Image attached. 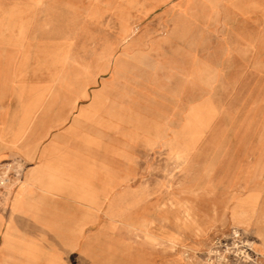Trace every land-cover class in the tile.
I'll return each mask as SVG.
<instances>
[{"label":"rangeland","instance_id":"374dc122","mask_svg":"<svg viewBox=\"0 0 264 264\" xmlns=\"http://www.w3.org/2000/svg\"><path fill=\"white\" fill-rule=\"evenodd\" d=\"M207 2L0 0V36L25 48L0 62V106L17 118L91 104L92 122L134 131L93 124L139 161L138 197L107 214L108 239L174 256L192 229L197 264H264V6ZM21 169L0 162V206Z\"/></svg>","mask_w":264,"mask_h":264},{"label":"crops","instance_id":"0c3cea01","mask_svg":"<svg viewBox=\"0 0 264 264\" xmlns=\"http://www.w3.org/2000/svg\"><path fill=\"white\" fill-rule=\"evenodd\" d=\"M200 1L264 6V0ZM164 13L166 20L170 12ZM15 37L12 43L19 41ZM11 38L8 32L0 36L2 64L12 54L25 53L19 43L11 46ZM91 108L35 110L16 118L0 106V162L22 163L0 206V264H197L204 242L192 229L169 242L180 248L174 256L133 240L108 239L107 214L121 213L117 209L128 208L129 200L138 197L139 161L122 158L116 145L108 150L105 133L93 124L120 131L132 141L138 137L120 128L123 120L114 126L101 118L92 122ZM126 124L135 129L138 119Z\"/></svg>","mask_w":264,"mask_h":264},{"label":"built area","instance_id":"2783aa9c","mask_svg":"<svg viewBox=\"0 0 264 264\" xmlns=\"http://www.w3.org/2000/svg\"><path fill=\"white\" fill-rule=\"evenodd\" d=\"M18 175H20V174H18Z\"/></svg>","mask_w":264,"mask_h":264}]
</instances>
